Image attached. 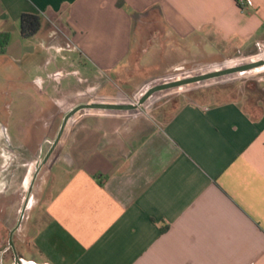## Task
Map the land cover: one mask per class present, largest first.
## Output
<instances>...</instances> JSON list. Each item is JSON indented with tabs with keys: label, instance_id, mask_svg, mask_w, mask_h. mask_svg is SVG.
Returning <instances> with one entry per match:
<instances>
[{
	"label": "crops",
	"instance_id": "crops-1",
	"mask_svg": "<svg viewBox=\"0 0 264 264\" xmlns=\"http://www.w3.org/2000/svg\"><path fill=\"white\" fill-rule=\"evenodd\" d=\"M246 3L0 0V32L10 36L0 53V132L16 135L6 144L17 146L34 113L59 94L66 111L79 106L66 119H75L68 128L74 145L50 163L16 244L22 264H264V106L252 116L236 100L180 101L143 122L137 107L103 116L81 106L133 104L110 101V87L130 65L134 13L157 7L166 35L189 48L244 49L264 38V0ZM24 12L41 19L29 38L19 31ZM38 49L47 60L53 51L61 56L60 73L31 80L28 106L20 108L22 93L9 94L3 69L29 67ZM146 52L137 65L150 64L140 63ZM17 109L22 118L15 121ZM124 113L131 121L117 116ZM49 114L43 119L56 117ZM2 160L0 171L3 149ZM8 249L2 264L14 262Z\"/></svg>",
	"mask_w": 264,
	"mask_h": 264
},
{
	"label": "rangeland",
	"instance_id": "rangeland-1",
	"mask_svg": "<svg viewBox=\"0 0 264 264\" xmlns=\"http://www.w3.org/2000/svg\"><path fill=\"white\" fill-rule=\"evenodd\" d=\"M200 43L201 46L203 42ZM146 48H149V52L142 56L140 63L150 64L139 66L137 65L139 53ZM36 54V61L29 67L6 65L3 69V74L11 75L10 83H5V88L10 90L9 94L22 93L21 98H19L21 100L20 108L24 107L22 104L28 106L27 103H24L23 96L24 92L30 88L29 82L31 80L39 76L46 78L47 74L51 73H60L56 67L61 65L63 60L61 56L56 55L55 51L52 52V55L47 53L50 55V60H47L45 53L40 49L37 50ZM263 56L264 38L244 49L233 47L227 43H219L215 47H210L207 44L203 49L202 47L189 48L188 43L168 37L162 28L157 12L150 11L147 16L139 18L135 23L134 51L130 56V65L123 73L116 76V83L110 87V93L113 95L110 101L118 99L135 104L147 88L164 81L243 64ZM102 79L104 78L102 77ZM14 98L17 100V97ZM60 98L61 95L59 94L53 101L49 100L50 103L46 106L43 101L39 103V105L45 106L44 111L34 113L33 125L25 128L26 133L17 136L20 138L17 146L6 144V137L13 138L16 136L11 134V130L10 132L7 131L6 136L0 132V168L3 162L2 149L4 155V166L0 171V249L8 246L9 233L16 226L21 210L26 204L20 224L12 235L16 249V244L24 236V228L29 214L41 198L50 163L57 159L59 152L69 151L74 145L71 137H68L69 124L74 117L70 119L68 124L66 121L63 122L68 108L65 109V106L60 104ZM41 99L39 98V101ZM188 100L208 103L236 100L249 113H257L264 106V66L154 92L137 107L136 116L141 122L152 120L153 117H161L163 113L168 115L180 101ZM11 105L12 108H17L19 101L17 104L12 100ZM31 107L29 109L33 112L34 107ZM48 111L56 117L43 119L49 114ZM94 112L105 116V114H118L126 111L96 107ZM117 116L120 119L123 118L124 121H131L129 113ZM20 118L22 117L17 109L14 120L18 121ZM73 120L75 121V119ZM59 130L58 142L51 149L52 141L56 138ZM2 144L4 146H1ZM49 149L51 151L48 157L41 164ZM37 168L38 172L32 183L27 201L28 188ZM11 254V250L7 249L4 257L10 260Z\"/></svg>",
	"mask_w": 264,
	"mask_h": 264
},
{
	"label": "water",
	"instance_id": "water-1",
	"mask_svg": "<svg viewBox=\"0 0 264 264\" xmlns=\"http://www.w3.org/2000/svg\"><path fill=\"white\" fill-rule=\"evenodd\" d=\"M264 66V57L262 58H258L255 60H252L250 62H246L243 64H237V65H233V66H228L225 68H220V69H216V70H212V71H208V72H204L201 74H197V75H193V76H186L183 78H177L174 80H168V81H164L161 84H157L154 85L152 87H149L145 90L144 94L138 99L137 103L135 104H129V105H118V104H103V103H99V104H81V106H94V107H106V108H136L138 107L140 104H142L150 95H152L154 92L157 91H161V90H166V89H170V88H174V87H179V86H184V85H189L192 83H197V82H201L204 80H208V79H212V78H216V77H221V76H225V75H229L232 73H237V72H244V71H249L255 68H259ZM79 106H75L74 108H72L69 112L66 113V115L63 118V122L66 121L67 117L69 116V114H71L74 110H76ZM60 135V130L56 136V138L52 141V146L51 149L56 145V143L58 142V138ZM51 149H49V151L45 154V156L42 159L41 164L46 160V158L48 157ZM38 172V168L36 169L31 184L28 188V194H27V198L26 200L28 201V197L30 195L31 192V187H32V183L36 177V174ZM26 207V204L23 206V209L21 210L18 222L16 224V226L10 231L9 233V239H8V246L4 249L0 251V264H2L1 259H2V254L3 252L8 249L11 248L13 253H14V262L13 264H22V260L21 258L18 256V254L15 251L14 248V244L12 241V235L13 232L15 231V229L17 228V226H19L20 221L22 219L23 213H24V209Z\"/></svg>",
	"mask_w": 264,
	"mask_h": 264
},
{
	"label": "trees",
	"instance_id": "trees-1",
	"mask_svg": "<svg viewBox=\"0 0 264 264\" xmlns=\"http://www.w3.org/2000/svg\"><path fill=\"white\" fill-rule=\"evenodd\" d=\"M157 10V7H152L150 11ZM149 11L144 13H134V22H137L139 18L147 16ZM41 26L40 16L33 13L24 12L19 17V31L22 37L29 38L36 34ZM10 36L8 32H0V53H4L8 45ZM232 101V100H231ZM225 102V101H224ZM261 111V110H260ZM251 112L252 116H257L258 113Z\"/></svg>",
	"mask_w": 264,
	"mask_h": 264
},
{
	"label": "built area",
	"instance_id": "built-area-1",
	"mask_svg": "<svg viewBox=\"0 0 264 264\" xmlns=\"http://www.w3.org/2000/svg\"><path fill=\"white\" fill-rule=\"evenodd\" d=\"M237 3L242 9L247 6L246 0H237Z\"/></svg>",
	"mask_w": 264,
	"mask_h": 264
},
{
	"label": "flooded vegetation",
	"instance_id": "flooded-vegetation-1",
	"mask_svg": "<svg viewBox=\"0 0 264 264\" xmlns=\"http://www.w3.org/2000/svg\"><path fill=\"white\" fill-rule=\"evenodd\" d=\"M52 146V145H51Z\"/></svg>",
	"mask_w": 264,
	"mask_h": 264
}]
</instances>
